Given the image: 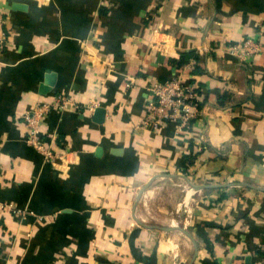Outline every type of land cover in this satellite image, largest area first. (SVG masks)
<instances>
[{
    "label": "crops",
    "instance_id": "obj_1",
    "mask_svg": "<svg viewBox=\"0 0 264 264\" xmlns=\"http://www.w3.org/2000/svg\"><path fill=\"white\" fill-rule=\"evenodd\" d=\"M1 5L0 264H264V0ZM175 76L205 111L186 135L139 127ZM61 90L41 124L68 151L54 164L24 115Z\"/></svg>",
    "mask_w": 264,
    "mask_h": 264
},
{
    "label": "built area",
    "instance_id": "obj_2",
    "mask_svg": "<svg viewBox=\"0 0 264 264\" xmlns=\"http://www.w3.org/2000/svg\"><path fill=\"white\" fill-rule=\"evenodd\" d=\"M2 1L0 0V61L2 53L12 41L5 28L6 12L2 8ZM258 48L259 44L249 38L231 49V52L248 57L255 54ZM149 91L152 97L149 101L148 114L139 125L142 128L158 131L164 122H175L177 134L186 135V132L191 130L194 119L206 109L200 86L196 83H186L182 76H175L167 81H155L149 85ZM70 102L72 97L67 91L61 90L50 100L37 103L24 115L27 142L54 164L63 159L68 151L61 152L56 143H46L41 124L52 109L62 111ZM95 107L93 103L90 109L94 110Z\"/></svg>",
    "mask_w": 264,
    "mask_h": 264
},
{
    "label": "water",
    "instance_id": "obj_3",
    "mask_svg": "<svg viewBox=\"0 0 264 264\" xmlns=\"http://www.w3.org/2000/svg\"><path fill=\"white\" fill-rule=\"evenodd\" d=\"M55 80H56V77H55V74L54 73H52V74H50V75H48V78H47V84H48V86H44L43 87V93H46V92H48L49 90H50V88H51V86L52 85H54L55 84ZM102 111V109H97V112H101ZM197 188H203V187H206V186H208V185H195Z\"/></svg>",
    "mask_w": 264,
    "mask_h": 264
},
{
    "label": "trees",
    "instance_id": "obj_4",
    "mask_svg": "<svg viewBox=\"0 0 264 264\" xmlns=\"http://www.w3.org/2000/svg\"><path fill=\"white\" fill-rule=\"evenodd\" d=\"M184 63H185V61L184 60H181L180 64H184Z\"/></svg>",
    "mask_w": 264,
    "mask_h": 264
}]
</instances>
